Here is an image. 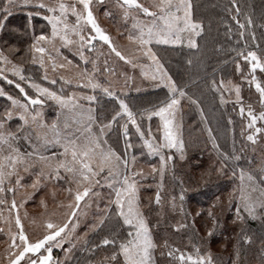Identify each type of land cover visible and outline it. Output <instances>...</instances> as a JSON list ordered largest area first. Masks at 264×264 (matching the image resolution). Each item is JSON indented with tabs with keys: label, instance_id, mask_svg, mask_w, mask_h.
I'll return each mask as SVG.
<instances>
[{
	"label": "trees",
	"instance_id": "obj_1",
	"mask_svg": "<svg viewBox=\"0 0 264 264\" xmlns=\"http://www.w3.org/2000/svg\"><path fill=\"white\" fill-rule=\"evenodd\" d=\"M4 2L5 0H0V11L4 8ZM191 2L193 19L203 26L201 34L194 37L197 47L150 44L164 71L178 89L184 90L185 96L180 97L179 91L173 96L169 88L152 84L153 88L144 86L149 89L142 93L128 91L126 95L117 91L115 96H108L104 92L95 91L93 94L96 99L90 104H85L91 106L96 124L111 121V128L105 136L108 145L121 155L127 151L129 160L135 156L136 166L140 165L144 171L147 170L144 182L149 186L140 188L138 194L147 195L141 196L140 202L143 204L140 207L146 214L153 240L157 245L153 250L155 264H174L176 259L167 254L170 249L178 248L186 253V250H193L194 246L201 251L209 249L219 264H264V256L261 254L264 248V234L249 217H245L243 222L236 220V200L229 199L238 187L242 169L246 173L251 172L257 179L264 175L259 171V151L253 147L254 143L247 140L250 132L247 127L248 107L251 106L252 111L258 115L264 111V104L260 102V94L255 85L249 83L251 75L248 62L239 55L255 51L258 56L264 58V0H236V5H233L231 0ZM237 6L240 8L239 13L236 12ZM38 11L40 10L34 6L17 5L4 13L7 20L5 27L0 28V52L21 66L26 77L21 81L18 77L8 75V79L15 81L13 84L0 78V88L6 95L21 101H27V98L15 87L16 83L21 84L28 96L33 98L40 96L44 99L41 93H34L32 83L51 89L58 95L66 96L71 90L70 85L64 86L58 80H55V83L46 80L41 66L29 59L28 48L33 37L42 32L49 35L50 25L44 17L36 14ZM41 11L43 12L42 9ZM28 13H32L30 18ZM249 17L252 20L251 25L247 23ZM237 20L244 24V28L240 27ZM237 64L240 66L239 71ZM255 75L264 86V74L257 69ZM235 85L240 86L243 114L240 110L241 104L237 102ZM6 95H0V114L9 109L11 104ZM170 98L180 100L177 106L178 125L184 149L182 154L174 148L162 150L165 158L172 155L173 159L166 160L165 171L161 177L159 171L152 172L153 166L158 170L160 168V154H148L143 140L126 114L122 113L115 120H112V117L120 111L119 101L123 100L133 112L141 131L145 133L144 139L148 138L150 128L158 142L159 117L153 116L149 119L147 113L155 111ZM43 105L48 110L47 118L57 112V104L50 98L44 99ZM12 123L9 122L8 126H12ZM16 124H20L18 119ZM125 124L127 136L124 135ZM256 127H264V121L258 120ZM263 138L264 133H258L256 142ZM126 143H130L132 147L126 149ZM262 151L264 153V148ZM223 153H227L229 159L225 161L222 171L217 172L216 169L221 168ZM233 172L236 174L233 175ZM157 183L163 184L162 190L159 191ZM182 188L185 192L184 212L180 211L181 202L178 197ZM157 191L162 194V210L153 203L152 194ZM172 197H176L175 208L169 201ZM114 209L110 207L109 218L98 229L92 246L99 245L104 237L112 239L113 236L116 237L118 246L119 241L128 238V233L133 232L131 227L124 225L123 220L115 215ZM209 210L218 221L211 237L207 235L208 229L213 227L208 217ZM197 212L200 215L197 216ZM178 224H187V227L177 229L175 226ZM245 235L251 237L249 243H244ZM3 237L0 234V239ZM165 241L167 247L164 246ZM117 246L104 245L91 249L89 253L84 251L76 264H102L106 257H110L117 250ZM175 255L178 256L179 253ZM117 258L119 259V256Z\"/></svg>",
	"mask_w": 264,
	"mask_h": 264
},
{
	"label": "snow or ice",
	"instance_id": "obj_2",
	"mask_svg": "<svg viewBox=\"0 0 264 264\" xmlns=\"http://www.w3.org/2000/svg\"><path fill=\"white\" fill-rule=\"evenodd\" d=\"M79 5L82 6L81 10H77L75 4H66L60 2L58 4L46 3L45 0H39L37 7L41 9H47L52 15L45 16L44 18L51 25V35H45L43 32L40 35H35L32 39V43L28 48V52L32 56L33 63H39L41 67H46L44 56L50 50L47 45H52V50H55V39L58 37L61 41L66 44H71L68 37L69 31L76 34L79 37L81 47L84 46L85 42L91 49L92 41L97 39L105 42L110 50L116 54L117 57L127 60L128 58L122 55L117 50L112 42L111 37L107 32L101 28L98 24L93 11L91 8V0H77ZM233 5H236V0H231ZM14 5V0H6L5 6L0 11V28L5 27V21L7 16L4 13L9 11V8ZM121 7L124 9V17L127 19L132 16V11L142 12L147 17H152L150 23H144L139 21L135 16H132L134 23L133 29L136 30V35H129V41L138 45L137 50L143 51V54L147 56L156 64V71L161 73L160 79L162 81L167 80L169 91L175 96L179 91L180 97L186 95L183 89H178L176 84L172 81L171 77L167 76V73L163 70V66L159 63L155 53L152 52L151 48H147L153 39L158 43H179L181 40L182 33L189 34L188 43L191 47H197L193 36H199L203 31V26L200 22L193 19L192 14V2L191 0H156L153 3L150 10L144 4L140 3L139 0H122ZM59 14H56V13ZM71 12L75 17V23L69 24L67 13ZM236 12H240V8L236 7ZM39 15V13H37ZM29 18L32 13H28ZM235 19V17H234ZM160 21L162 23H157ZM237 23L240 24L239 20ZM249 25L252 24V20L249 17L247 20ZM86 25L91 26V30L94 31L95 35L85 37L81 34ZM241 28H244V24H240ZM27 32V27H25ZM243 33H241V36ZM253 38L254 35H253ZM39 54V56H37ZM83 56V53H80ZM243 56V59L248 62L250 67L251 80L250 84H254L256 90L260 94V102L264 104V86L257 80L255 72L257 69L260 70L261 74H264V58L257 55L255 51H248L247 55L239 53ZM52 60L53 70L57 67L64 68L65 64L57 65L55 60L49 55L48 57ZM0 61H3L8 67L0 66V78H3L7 83L13 84L14 80L8 79L5 74L11 72L14 76L18 77L21 81H24L26 77L23 75L22 67L14 65L8 58L0 52ZM131 63V60H128ZM70 63V62H68ZM95 63V62H93ZM237 70H240L239 64H237ZM78 81L82 83L84 87H90L92 89L101 88L102 86L94 82L91 74L87 71L77 73ZM48 79L47 75L44 77ZM65 83H72L71 79H65L61 77ZM86 81V82H85ZM55 83V80L52 81ZM223 83V82H221ZM15 87L19 89L21 93L27 98V103L21 102L12 96H8L11 101L12 107L7 109L3 114H0V205H8L10 203L9 212L17 209L18 204L15 198L10 202L4 198L7 193H15L17 188H23L25 185L22 183L24 177L21 175L20 168L24 173L31 172L33 176L32 182L27 187H30L33 192L38 190L41 186H46L49 182L68 180L70 184L76 186L75 191L72 187H69L67 191L73 194V200L69 202L68 208L71 214L67 216V220H72L73 217H77L80 214L81 202L85 201L86 198L93 193V185L99 184L97 179L105 170L108 172V176L105 177L109 187H112L115 191V200L110 201L109 205L106 206L103 216L99 217L96 222L90 226V230L100 228L106 219L109 218L108 210L111 204H115V215L123 220V224L131 227L133 232L128 233V238L119 241L117 246L116 237L112 239L104 237L100 240L99 245H93V248H97L104 245L117 246V250L112 253L110 257L105 258V262L110 261L112 264L117 260L118 256L123 257V264H154L153 261V250L157 247L153 240L151 230L149 228L148 221L144 216L143 211L140 207V198L138 195V186L135 179L137 172L131 171V167L136 162V157L132 156L129 160L127 151L124 155L118 153L115 149L108 145L107 140L102 139L105 129L111 126V121L108 124H101L99 128V134L92 131V123L94 117H88V123L83 124L79 119L83 115V106L78 103L74 97L76 94L64 96L58 95L57 92L51 91L48 88H41L39 85L32 83L31 87L36 89L37 93H41L43 96L56 101L62 110H67L69 115L65 118L63 125L64 131H61L57 122H53L51 125L45 124L42 118V114L36 110V108H29V105H43L44 99L40 96L33 98L28 96L25 89L21 84L16 83ZM235 93L237 102L241 104V114L244 112V105L241 102L240 97V86L235 85ZM231 90V89H229ZM102 91L108 95L113 96L114 93L109 88H102ZM0 95H6L3 89H0ZM85 99L94 101L95 96H86ZM196 103V101H192ZM223 103V97H221ZM179 98H170L166 103L159 106L155 111H149L147 116L151 119L153 116L159 117L160 125L158 131L160 133L159 141L157 142L156 137L152 135V131L149 128L148 138L144 139L145 133L141 131V127L137 124V120L133 112L129 109L128 105L123 101H119L120 111L116 112L112 120L121 116L122 113L127 115L128 120L135 126L136 132L143 140L144 146L148 149L150 154H160V168L159 170L153 166L152 172L159 171L161 177H163L165 168L164 165L167 161L173 159L172 155H168L167 158L162 154L163 149H176L177 152L183 153L184 142L180 137L179 125L175 121V113L177 106L179 105ZM80 109V111H77ZM91 112V109L88 110ZM18 116L22 122L17 126L16 131L9 130L6 127L8 121L12 120L13 117ZM143 116V113H141ZM249 123L247 127L250 129L247 135V140L252 143H256L257 134L264 133V127H256L258 120L264 121V111H261L258 115L252 111L251 106L248 107ZM72 123L81 124V127L76 128L74 131H69ZM35 126L38 129H47L48 131L36 133L37 143H32V151H21L17 146V141L23 138L26 141L31 142V135L27 132L28 127ZM124 135L127 136V124L123 125ZM211 134V129L208 130ZM49 132L51 136H49ZM23 133V136L20 135ZM79 133V135H77ZM59 144L63 151L60 153H51L46 156L42 152L46 150V147L50 144ZM216 146V145H214ZM132 145L126 143V149H130ZM218 147V146H216ZM223 159L220 161L221 168H217L216 171H222L225 165V161L229 159L227 153H223ZM183 159V155H181ZM238 159V158H237ZM121 166L124 171L121 172ZM261 173H264V165L259 168ZM62 172L65 175H62ZM236 173L233 172V175ZM15 178V182H12V178ZM241 185L238 190L239 194L235 197L237 205L235 208V219L243 222L246 213L248 217L253 219L256 218L257 209H264V175H260L259 179L251 172L246 173L243 169L240 171ZM247 181V183H245ZM7 182V184H6ZM119 184V187H116ZM158 187H162V184ZM82 189V190H81ZM236 190L234 189V192ZM258 193V195H256ZM32 192L25 193V198H30ZM233 197L230 195L231 201ZM185 199L184 189H181L179 200H180V211L184 212L183 201ZM219 200V197L216 198ZM176 197L171 198V206L176 207ZM24 200L20 201L22 206ZM155 203L161 204V194L157 191L155 195ZM41 204L46 207V204L41 200ZM59 206V205H58ZM215 207V204H213ZM2 212V210H0ZM187 215V214H186ZM196 215H200L199 212ZM208 217L212 221V228L208 229L207 235L211 237L213 231L217 226V218L211 210L208 211ZM0 219H6L0 214ZM14 222L17 231L11 230V221L9 223V229L7 235L11 240L8 248L12 255L9 258L8 264H52V250L53 246L60 247L61 243L65 240L67 235L68 224L54 222L51 218L46 219L43 222L42 234L34 239L30 240L26 234L24 226L21 222L20 216L17 214L14 217ZM76 224L73 223V229ZM177 229L187 227V224H178L175 226ZM3 231V229H0ZM65 234V235H62ZM87 235V233H85ZM17 238L19 242H17ZM244 243H249L251 237L245 235L243 237ZM70 243V248L74 245ZM264 245V241H262ZM165 247H167V241H165ZM44 249L47 255H40L37 259H32L29 254L40 253ZM70 249H66V255ZM196 255L192 254L185 255L180 249H170L168 251L169 257H174L179 261V264H214L212 255L210 252L201 255L200 249L194 246ZM179 253L178 256L175 254ZM262 256H264V248H262ZM59 264V262H57Z\"/></svg>",
	"mask_w": 264,
	"mask_h": 264
},
{
	"label": "rangeland",
	"instance_id": "obj_3",
	"mask_svg": "<svg viewBox=\"0 0 264 264\" xmlns=\"http://www.w3.org/2000/svg\"><path fill=\"white\" fill-rule=\"evenodd\" d=\"M5 2H4V6H5ZM38 2L39 0H14V5L11 6L9 9L16 7L17 5L18 6L22 5L24 7L27 6L37 7ZM45 2L49 3L50 5L58 4L60 2L66 4H75L78 11L81 10L82 8V6L79 5L77 0H45ZM139 2L144 4L146 7H149L150 10H155L152 8V5L153 3L156 2V0H139ZM121 3L122 0H91V8L93 11V15L95 16L98 24L111 37L112 42L117 48V50L120 51L122 55L128 58L127 60L117 57L116 54L110 50L108 45L105 42L100 41L98 37L97 39L92 41L91 49L89 48L86 42L84 46L81 47L79 37L70 31L68 33V37L71 41H73V43L66 44L57 37L54 41L55 50H52L51 44L47 45L50 51L46 53L44 56L46 67H41L43 70V75L44 77L45 75H47L48 79L46 80L50 82H52L53 80H58L64 86H69V85L71 86V90H69L66 96L76 94L74 99H76L78 103L83 106V115L79 118L83 124H87L88 117L92 116L93 114V110L91 106L85 104V103L90 104V102L92 101L85 99V97L94 96L93 92L95 91L103 92L102 88H109V90L112 91L114 94L118 91V93L121 95L124 94L126 95L128 91L142 93L146 89H149V87L144 88V86L151 87L152 84L165 86L169 88L166 78L164 81L160 79L161 73L156 71V64L152 60H150L147 56H145L143 54V51L137 50L138 45L136 43H133L128 39L129 35L137 34L136 30L133 29L134 20L132 16H135L139 21H143L144 23H150L152 17H147L142 12L133 10L132 16H129L127 19H125L124 9L121 7ZM38 10L40 11L36 12V14L39 13V16L42 17L53 14V13H49L47 9H42L43 12L41 11V8H38ZM56 14L59 13L57 12ZM67 18L69 24L75 23L76 17L71 12L67 13ZM157 23L159 24L162 22L157 21ZM81 34H83L86 38L91 35H95L94 31L91 30L90 25H86ZM50 35H51V25L49 28V36ZM194 37L195 36L191 38L194 39ZM189 38L190 37L188 33H182L181 40L179 43L164 44V43H158L155 39H153L151 43L162 44L163 46L184 45L191 47L190 44L188 43ZM150 44L147 45L146 47L151 48L152 52L155 53L154 49L152 48V46H150ZM81 52L83 53V56H81L80 54ZM67 54L70 55L72 58L77 59L79 62L73 61ZM49 55H51V57L55 60L57 65L65 64V67L64 68L57 67L55 70H53L52 60L48 58ZM37 56H39V54H37ZM29 59L32 62L31 54ZM8 60L11 61L9 58ZM128 60H131V63H129ZM11 63L17 65L12 61ZM37 64L40 65L39 63ZM0 66L8 67V65H5L3 61H0ZM84 71H87V73L91 74L93 81L98 83L102 87L92 89L90 87H84L82 86V83L77 82L78 81L77 73ZM5 74H7V76L12 75L13 77H16L11 72H7ZM61 77H64L65 79H71L73 82L65 83L64 80L61 79ZM32 89L35 90L34 93L35 92L37 93L36 89L34 88ZM6 97H8V95H6ZM42 97L45 100H48L47 97L43 95ZM21 102L27 103L28 101H21ZM56 104H57L56 105L57 112H53V114H50L51 116L48 118H47L48 110L45 107V105H35V106L29 105V108L30 109L36 108V110L42 114V118L45 124L51 125L53 122H57L61 131H64L63 125L65 122V118L69 115V112L67 110H62L57 102ZM11 107L12 104H10L9 108ZM89 109H91V112L88 111ZM77 111H80V109H78ZM178 114H179V110L177 108L175 113V121L177 124L179 123ZM17 119L19 120V117L14 115L13 119L7 122L6 127L9 130L15 131L14 129H17V124H16ZM9 122H13L12 126H8ZM21 123L22 122L20 121V124ZM12 127H14V129ZM78 127H81V124L72 123V126L69 129V131H74ZM99 128L100 125L96 124L94 120V122L92 123V131L96 134H99ZM110 128L111 126L105 129L102 139H105V136H107V133ZM37 131L45 132L48 130L38 129L35 126L28 127L27 132L30 133L31 135V142L26 141L23 138L17 141V146L21 149L22 152L32 151L31 144L37 143L36 141ZM20 135L23 136V133H20ZM77 135H79V133H77ZM49 136H51L50 132H49ZM253 147L255 149L257 148L258 151L260 152V153L258 152V155L261 160V165H264L263 162L264 153L262 151V148H264V138L260 140V142L254 143ZM146 150L149 154L147 148ZM62 151L63 148L59 144L53 143L48 145L46 147V150H44L42 154L48 156L53 152L60 153ZM20 171H21V175L24 177L22 183L25 185V187L17 188L15 193H7L4 196V198L9 202L13 198H15L18 204L17 209L9 212L10 203L8 205H0V210H2L0 214H2V216L6 218V219H0V229H3V231H0V234L4 236L2 239H0V264H8L9 258L12 255V253L9 251L8 248L9 244L11 243V240L7 235L9 229L8 221H11V230L13 232H16L17 229L15 226L14 217L17 214L20 216L25 232L29 236L30 240H34L42 234L43 222L46 219L51 218L54 222L61 224L66 222L68 224V228L66 230L67 235L65 240L61 243L60 247L53 246V250L51 254L52 264H57V262H59V264H76V262L80 259V255L82 252L86 251L87 253H89L91 249H94L92 246V242L95 236L97 235L99 228L93 231L90 230V226L94 222H96L99 217L103 216L104 211L106 210V206L109 205L110 201L115 200V191L112 187H109L108 183L105 180V177L108 176L107 170H105L100 176L97 177V179L99 180V184L93 185L94 194H90V196L86 198L85 201L81 202L80 214L77 217H73L72 220H67V216L71 214L70 209L68 208V204L70 201L73 200V194H70L67 191V189L69 187H72L73 191H75L76 186L74 184H70L67 179L63 181L49 182L47 183L46 186H41L38 190L33 192V190L30 187H27L28 185L31 184L33 179L31 172L24 173L22 168H20ZM123 171H124L123 166H121V172ZM131 171L138 173L135 176L138 186V192L140 188L149 186L148 183L144 182V180L146 179L145 176L147 175L146 169L144 171V169H142L140 165L136 166L135 164L131 167ZM62 175L65 174L62 172ZM12 182L13 183L15 182L14 177L12 178ZM245 183H247V181H245ZM157 185L159 186L161 184L157 183ZM240 185H241V181L238 183V187L235 188L236 191L232 192L233 194L232 197L234 199L239 194L238 190L240 188ZM119 186H120L119 184H116V187ZM160 189L162 190L161 187H159V191ZM27 192H32V196L26 199L25 193ZM156 193L152 194L153 203H155ZM138 195L141 201V196H145L146 194L145 195L142 194L141 196L140 194ZM256 195H258V193ZM21 200H24L22 206H20ZM41 200L45 202L46 207L41 204ZM141 204H143V202L142 203L140 202V205ZM163 204L164 203L162 202V197H161V204L158 205L161 210L163 209ZM236 205H237V201H236ZM111 208H115L114 203L111 204ZM107 210L109 212L110 208ZM142 211L144 213V210ZM243 215L245 217H248L246 213H243ZM144 216H146L145 213ZM249 218L256 223L259 230L264 234V209H260V208L257 209V215L255 219L251 217ZM73 223L76 224L75 229H73ZM85 233H87V235H85ZM69 241H71V244L74 245L71 248ZM17 242H19L18 238H17ZM66 249H70L67 255L65 252ZM205 250L204 251L200 250V254L204 255L210 252L212 255V252L209 249H207L206 251ZM185 252H186L184 253L185 255L188 254H192L193 256L196 255L194 249L191 251L186 250ZM29 255L31 256L32 259H37L38 256L40 255H47V252L44 249H42L40 253L29 254ZM174 261H175L173 262L174 264H179V261L177 259ZM213 261L214 264H219L217 263V260H215L214 258ZM116 262L117 264H123V257L119 256V259L117 258V261H115L114 264H116ZM87 264H93V263L88 262ZM106 264H112V262L108 261L106 262ZM189 264H191V262H189Z\"/></svg>",
	"mask_w": 264,
	"mask_h": 264
}]
</instances>
